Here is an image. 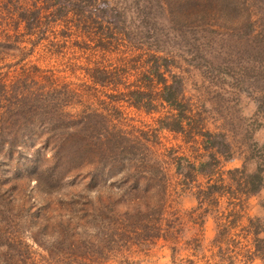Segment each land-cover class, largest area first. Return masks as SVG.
<instances>
[{
    "label": "rangeland",
    "instance_id": "obj_1",
    "mask_svg": "<svg viewBox=\"0 0 264 264\" xmlns=\"http://www.w3.org/2000/svg\"><path fill=\"white\" fill-rule=\"evenodd\" d=\"M58 1L0 0V264H215L211 238L233 207V264H264L241 256L250 217L264 220L263 0ZM88 1L106 16L88 17ZM209 151L222 194L200 223L207 176L177 162ZM57 158L66 170L49 187L28 174ZM256 171L263 185L244 194ZM177 216L178 242L156 240Z\"/></svg>",
    "mask_w": 264,
    "mask_h": 264
},
{
    "label": "trees",
    "instance_id": "obj_2",
    "mask_svg": "<svg viewBox=\"0 0 264 264\" xmlns=\"http://www.w3.org/2000/svg\"><path fill=\"white\" fill-rule=\"evenodd\" d=\"M45 1H46V6H50V5L54 4L55 10L60 11L61 7H60V4L58 3L59 2L58 0H45ZM160 1L168 3L170 8L172 7L175 9V8H177V5H178L180 0H178V2L176 0H160ZM203 1H205V0H193L191 5H193V3L201 5ZM263 2H264V0H263ZM92 6H93L92 1H88L87 2L88 17L91 18V16H92L93 21H96V18L99 17L100 15L103 17L106 16L105 10H103V12H101V13H97L96 12L97 8L92 7ZM31 22L32 21H29V20L27 21V27L29 26V24ZM259 40L264 45V36H262ZM179 92H180V90H178L174 86L173 83L167 84V85H165L164 98L167 101L175 102L177 96L180 94ZM15 111H13V114H17V112H15ZM78 131H79L78 129H69V130H67V133H68V135H72L74 133H77ZM206 133L210 134L209 131H207ZM14 136L17 137L18 134H16L14 132ZM15 137H12L9 140V144H7V147L5 150L7 153H8V151H10L12 146L15 144V141H16ZM4 142H5V139H4V132H3V128H2V130H0V151L4 148ZM211 146H216L213 143V141H211L209 139L203 140V148L205 150H208V148H210ZM76 151L77 152L74 155V157L76 159L73 158V160H77L79 163L80 162L79 160L81 159L83 154H82V152H79V151H82L81 148H79V147L76 148ZM206 154H207L208 158L199 161L197 164L190 162L186 157L180 158V160L177 162V170L179 172H182V174L184 176H187V177L190 174L189 169L198 170V171L203 172L205 174H209V172H211L210 171L211 169H209V168H210V165L212 164L210 162V158L212 157L213 152L209 151ZM58 157H63V155H60ZM57 160H58V158L54 161V163L51 166L43 167V168H40L38 162H34V163L32 162L30 165H28L26 167L27 172L30 176H34V179L36 181H38L39 183L41 181L43 182V180H42L43 177H41V175H44V182L45 181L54 182V181L60 180L64 176L63 174H64L66 168H65V165H62L61 162H57ZM54 170H56V171H54ZM234 170H235V168H233L232 170L229 169L228 172H232ZM251 177H253V180L252 179L249 180L250 181L249 185H247V183H245V184L239 186L240 190L244 194H249L251 192L253 193L263 185V183H262L263 177L257 171L253 172L251 174ZM233 180H234L233 177H231V176L228 177V181L230 183H232ZM44 187L47 188V187H49V185L45 182ZM220 188L221 187H220V185L217 184V181H214V180L212 182L208 181L206 190H202L201 188H199L196 191V196H197L198 200L199 199L201 200L202 198L210 200L212 198L213 193L220 192ZM199 194L201 195L200 198H199ZM229 215H231L230 220H227V221L225 220V221L220 222V228H218L217 234L213 238V244L216 248L215 253L218 256V263L217 264H233L235 261V258H237V256H239V255H237L238 253H236V251H234V249L233 250L231 249L232 248L231 244L234 242V240H233V238H230V236L228 235V233L230 232V229L232 228L231 227L232 224L237 219L236 209L234 210L233 213H230ZM99 225H101V224H99ZM107 226L109 228V226H112V224L107 225ZM112 227H111V229H112ZM247 230L250 231L253 235L252 240H251L252 248L246 249L244 251V253H242L241 256H242L243 260L245 259V261H248V260L253 259V257H255V256H258L260 259L264 260V255H262V251H261L262 246H264V220L260 217H255V218L250 217V222L247 224ZM158 232L159 231H157L156 235L158 234ZM260 233H263V234L260 235Z\"/></svg>",
    "mask_w": 264,
    "mask_h": 264
},
{
    "label": "crops",
    "instance_id": "obj_3",
    "mask_svg": "<svg viewBox=\"0 0 264 264\" xmlns=\"http://www.w3.org/2000/svg\"><path fill=\"white\" fill-rule=\"evenodd\" d=\"M203 175H205V178H206V176H207V179H206V181H205V179H204V181H202L201 183H202V185H200L199 186V188H201L202 190H206V187H207V182L208 181H213L214 179H212L211 177V175L209 176L208 174H205V173H203ZM230 184H232V183H230ZM183 188H185L186 190H189L186 186H183ZM197 191V190H196ZM232 192V191H231ZM222 194V193H221ZM219 192L218 193H213V195H212V198H211V200H213L214 202H216V204L218 205V201H219V196L221 195ZM195 196H196V194H195ZM201 197V195L199 194V198ZM196 199H197V202H198V206L199 207H202V209H200L198 212V214H197V216L195 215V213H194V211L191 213V215L192 216H195V217H193V218H196V221H198L197 220V217H199L200 219H202V220H199L198 222H200V223H204V221H205V216H206V213H208V212H211V207L208 205L209 204V202H210V200H208V199H205V198H202L201 200L199 199L198 200V198H197V196H196ZM205 204V206H202V205H204ZM198 207V208H199ZM236 209V207H233L232 209H228L227 211H228V214H230V213H233L234 212V210ZM214 211V210H213ZM226 211V210H225ZM226 211V212H227ZM236 211H237V209H236ZM226 212H225V215H224V218L226 217ZM194 214V215H193ZM215 214V213H214ZM218 214H220V212H218ZM231 217V215H229L228 216V218H230ZM222 219L223 221H225L226 219ZM227 221V220H226ZM221 222V221H220ZM179 224H180V217H178L177 216V219L176 220H168V221H166L164 224H160L159 225V228H158V234L157 235H155L156 236V240L158 239H162V244H171V243H175V241L173 240V238H176V243L178 242V238H177V236H179V233H178V231H179V228L180 227H178L179 226ZM235 223H233L232 224V226L231 227H234L235 225H234ZM218 228H220V223H218V226H217V224H216V234H217V231H218ZM232 229V228H231ZM231 229H230V231H231ZM215 234V235H216ZM214 238V237H213ZM211 240H213L212 238H211ZM189 242H190V244H192L194 247H195V250L197 251V252H200V256L201 255H203V254H205L204 252V245L201 243V240H199L197 237H192V238H190L189 239ZM192 245H190V247H188V248H190V250L192 249ZM173 246V245H172ZM192 251V255H197L196 253H195V251H193V250H191ZM209 254H211V256L213 257V254H215L216 255V253H215V247L213 248V249H211L210 250V253ZM217 256V255H216ZM218 257V256H217ZM208 262H210L209 261V259L208 260H206V262H205V264H212L213 262H211V263H208ZM215 264H217V261L215 262Z\"/></svg>",
    "mask_w": 264,
    "mask_h": 264
}]
</instances>
